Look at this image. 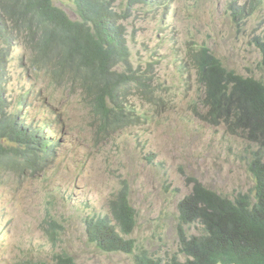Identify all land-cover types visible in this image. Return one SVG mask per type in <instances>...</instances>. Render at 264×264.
I'll return each mask as SVG.
<instances>
[{
    "label": "rangeland",
    "instance_id": "1",
    "mask_svg": "<svg viewBox=\"0 0 264 264\" xmlns=\"http://www.w3.org/2000/svg\"><path fill=\"white\" fill-rule=\"evenodd\" d=\"M251 1L167 0L161 6L139 1L127 8L128 0H115L117 10L127 9L131 16L120 20L129 31L131 61L157 81L160 94L157 100L134 94L130 101L145 116L143 121L126 118L109 133L98 134L79 91L69 96L59 86L53 92L58 106L53 108L50 94L37 98L38 90L21 102L19 95L31 80L20 79L21 68L11 66L28 58L30 49L21 37L16 40L9 50L14 57L7 84L10 112L27 122L50 119L55 124L52 136L61 143L38 171L27 166L0 170V264H58V255L64 254L72 264H138L143 250L164 261L174 256L184 261L180 202L193 192V178L232 199L240 193L254 196L256 181L249 164L255 145L205 119L199 84L180 76L174 52L181 49L178 60L183 59L188 41L194 40L207 45L229 69L264 81L261 52L253 44L254 37L264 34V5L252 12L247 7L240 24L231 11L233 2L242 7ZM54 2L79 19L73 0ZM125 185L137 211V225L129 236L136 249L103 252L88 239L86 219L104 215ZM51 216L63 226L56 243L43 231ZM186 229L188 236L199 235L203 226Z\"/></svg>",
    "mask_w": 264,
    "mask_h": 264
},
{
    "label": "trees",
    "instance_id": "2",
    "mask_svg": "<svg viewBox=\"0 0 264 264\" xmlns=\"http://www.w3.org/2000/svg\"><path fill=\"white\" fill-rule=\"evenodd\" d=\"M73 1L79 16L76 20L54 0H0V169L7 167L4 163L14 170L23 167L18 162L19 149L5 146L4 139L25 144L23 156L31 161L24 166L35 171L55 149L51 135L46 137L47 125L36 130L31 125L20 127L16 118L13 121L2 111L9 80L7 52L16 47L19 37L30 49L29 57H23L19 65L29 71L25 75L32 80L31 88L46 86L53 94L63 86L69 96L81 92L79 97L90 108L98 134L116 131L126 118L143 121L145 116L136 113L130 101L134 94L159 98L154 78L139 72L131 61L128 30L119 22L130 17L127 11L118 12L115 0ZM139 1L152 4V0H128V5ZM247 7L252 12L256 0L242 7L232 3L236 23H242ZM253 44L261 52L264 66V34L254 37ZM186 48L177 67L197 78L205 119L225 125L231 134L244 136L255 145L249 164L256 181L254 196L240 193L232 199L193 178V192L180 202L179 237L185 260L174 256L164 261L143 250L138 264H264V81L229 69L207 45L192 40ZM180 51L178 48V59ZM9 155L18 160H2ZM137 221L125 185L108 202L104 215L86 219L88 239L104 252L134 253L135 240L129 236ZM45 222L43 231L56 243L63 226L52 216ZM186 225H202L204 233L188 236ZM58 258V264L73 263L67 254Z\"/></svg>",
    "mask_w": 264,
    "mask_h": 264
},
{
    "label": "clouds",
    "instance_id": "3",
    "mask_svg": "<svg viewBox=\"0 0 264 264\" xmlns=\"http://www.w3.org/2000/svg\"><path fill=\"white\" fill-rule=\"evenodd\" d=\"M156 2H157V4H160V6H161V4L162 3H166V1L167 0H155ZM155 1L154 0H152V4H154L155 3ZM162 1V3H160ZM142 3H144V2H142ZM145 4H147V5H149V3H145ZM152 4H150V5H152ZM262 5H264V2L262 1L261 3H259V2H257V7L258 6H262ZM114 6H115V3H114ZM115 8H116V10H117V7L115 6ZM127 8H130L129 7V5L127 4ZM118 11V10H117ZM123 11H128L127 9H124ZM123 11H118V12H123ZM128 13V12H127ZM130 16V15H129ZM131 17V16H130ZM129 17V18H130ZM128 18V19H129ZM121 19H123V18H121ZM120 19V20H121ZM128 19H123L125 22L126 21H128ZM119 20V22H121ZM123 24H125V23H123ZM126 25V24H125ZM126 28H127V25H126ZM127 30H128V28H127ZM128 34H129V31H128ZM177 50H178V48H176V50L174 51V52H176V67H177V65H179V63H178V54H177ZM7 53H9V51L7 52ZM13 59V61H14V57H11V55L9 54L8 56H7V61H8V63H9V66H8V72H9V67H10V64H13L14 62L13 61H11ZM261 61H262V59H261ZM14 70L15 69H17L18 67H20V65H19V62H15L14 63V65H12L11 66ZM264 67V66H263ZM21 68V67H20ZM177 69H178V67H177ZM179 70V69H178ZM26 72H29V71H27V70H22V68H21V71H20V73H19V76H20V79H29V80H31V78L30 77H28L27 75H25V73ZM179 74H180V76L181 77H183L184 78V80H187V81H189V80H192V79H194L196 82H197V78H194V76L191 78V77H189V75H188V73H182V71L181 70H179ZM12 75L13 74H11V73H9V80L11 79V77H12ZM9 80H8V82L6 83V85H5V91H4V108H3V113H4V115L7 117V118H9V116L10 117H12L13 118V121H15V118L18 120V125L20 126V127H27V126H29V125H31L32 126V128L34 129V130H36L37 128H42L43 126H45V125H47V130H46V137L48 138L49 137V135H51V137L53 138V140H54V143H55V149H54V151L52 152V155L51 156H44L43 157V159H42V161H40V163H39V165H37V167L39 168V169H42L43 168V166H45V162H44V160H45V158L46 159H49V158H51V157H54V155H55V153H56V149H57V144H59V143H61V141H56L55 140V138H54V136H52V135H54L53 133H52V131H53V127H54V122H52L50 119L49 120H46L45 118H40L39 117V119H31L30 121H26V118L25 117H21L20 116V114L17 112V113H14V112H10V110H11V100H10V97H9V87H8V83H9ZM154 83H156V85H157V88H158V91H157V93H160L159 91H160V86H158V84H157V81L156 80H154ZM31 86H32V80H31V84H30V86H29V88L27 89V90H25L24 92H23V94H21V95H19V100L21 101V102H23L24 100H26L28 97H30V95L31 94H33L34 92H36L37 90V94H35L36 95V97L37 98H41V97H43L45 94V96H48L49 94V96H50V98H49V103H50V107L51 108H53V107H55V106H58V104H57V102H58V100L55 98V96H54V94H52V90H49L48 88H46V86H44L43 88L42 87H40V86H38V87H36L35 89H33V88H31ZM202 86V85H201ZM203 88V87H202ZM200 96H201V93H200ZM202 97V96H201ZM203 109H206L204 106H203ZM205 112H206V110H205ZM15 137H17V138H20L19 136H17V135H15ZM18 141H19V139H17ZM4 141H7V142H4ZM20 143L19 144H17L16 142H12V141H10L9 139H4L3 140V144L5 145V146H11V147H13V148H15V149H19V152H20V154H22V156H21V158L18 160V159H16V160H14L13 158L14 157H11L12 155H9V156H7V157H5V158H3L2 160H4V161H8V162H14V161H17L18 160V162H20L19 163V165H22V166H24V165H26V164H29V162L31 161L30 159H26V155H24L23 156V154H25V151H23V146L25 145V144H22V141H19ZM6 143H8V145H6ZM4 166H9V168L11 169L12 168V166L9 164V163H4L3 164ZM2 169H5V168H2ZM2 169H0V170H2ZM28 169V168H27ZM14 170V169H13ZM19 170V169H18ZM30 170V169H29ZM16 171V170H15ZM211 189V188H210ZM215 191V190H214ZM217 192V191H216ZM218 193V192H217ZM218 194H220V193H218ZM220 195H222V194H220ZM187 196V195H186ZM186 196L182 199V200H184L185 198H186ZM222 196H224V195H222ZM181 200V201H182ZM203 233H204V229H203ZM100 249V248H99ZM101 250V249H100ZM104 252V251H103ZM181 253H182V255H184L183 254V252L181 251ZM162 260V259H161Z\"/></svg>",
    "mask_w": 264,
    "mask_h": 264
},
{
    "label": "bare ground",
    "instance_id": "4",
    "mask_svg": "<svg viewBox=\"0 0 264 264\" xmlns=\"http://www.w3.org/2000/svg\"><path fill=\"white\" fill-rule=\"evenodd\" d=\"M250 18V17H249Z\"/></svg>",
    "mask_w": 264,
    "mask_h": 264
}]
</instances>
